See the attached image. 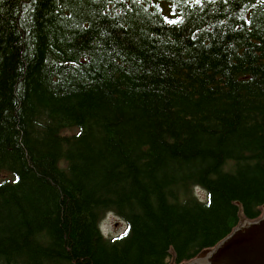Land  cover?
I'll return each instance as SVG.
<instances>
[{
	"label": "trees",
	"instance_id": "trees-1",
	"mask_svg": "<svg viewBox=\"0 0 264 264\" xmlns=\"http://www.w3.org/2000/svg\"><path fill=\"white\" fill-rule=\"evenodd\" d=\"M237 203L264 208V0H0V264L188 262Z\"/></svg>",
	"mask_w": 264,
	"mask_h": 264
},
{
	"label": "water",
	"instance_id": "water-1",
	"mask_svg": "<svg viewBox=\"0 0 264 264\" xmlns=\"http://www.w3.org/2000/svg\"><path fill=\"white\" fill-rule=\"evenodd\" d=\"M238 207V225L213 249H206L195 260L185 264H264V208L262 217L250 222L241 216ZM174 264L175 253L169 250Z\"/></svg>",
	"mask_w": 264,
	"mask_h": 264
},
{
	"label": "rangeland",
	"instance_id": "rangeland-1",
	"mask_svg": "<svg viewBox=\"0 0 264 264\" xmlns=\"http://www.w3.org/2000/svg\"><path fill=\"white\" fill-rule=\"evenodd\" d=\"M195 190L199 197L204 196V193L201 190ZM124 227L125 223L111 214L106 215L101 223V229L107 238L119 236L124 232Z\"/></svg>",
	"mask_w": 264,
	"mask_h": 264
},
{
	"label": "snow or ice",
	"instance_id": "snow-or-ice-1",
	"mask_svg": "<svg viewBox=\"0 0 264 264\" xmlns=\"http://www.w3.org/2000/svg\"><path fill=\"white\" fill-rule=\"evenodd\" d=\"M197 2H198V0H197ZM171 23L175 24V23H177V21H171Z\"/></svg>",
	"mask_w": 264,
	"mask_h": 264
}]
</instances>
